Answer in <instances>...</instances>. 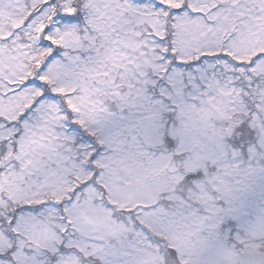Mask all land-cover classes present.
Returning <instances> with one entry per match:
<instances>
[{"label": "snow or ice", "instance_id": "snow-or-ice-1", "mask_svg": "<svg viewBox=\"0 0 264 264\" xmlns=\"http://www.w3.org/2000/svg\"><path fill=\"white\" fill-rule=\"evenodd\" d=\"M261 222L264 0H0V264H264Z\"/></svg>", "mask_w": 264, "mask_h": 264}, {"label": "rangeland", "instance_id": "rangeland-1", "mask_svg": "<svg viewBox=\"0 0 264 264\" xmlns=\"http://www.w3.org/2000/svg\"><path fill=\"white\" fill-rule=\"evenodd\" d=\"M114 195H120L124 198H132L133 196L139 195L148 199L149 202L153 199L150 192L147 190L141 193H125L122 190L115 189ZM146 221L154 225L155 228L160 229L164 232L170 233L171 239L175 240L178 244H187L188 242V228L187 225L181 222H173L171 220H165L159 214H149L145 217ZM96 226L98 230H103L111 232L113 230V225L107 222L105 217H100L96 221ZM249 235L243 237V239L248 240L251 236L264 235V222L254 225L253 227L246 230ZM145 264H150V261H145Z\"/></svg>", "mask_w": 264, "mask_h": 264}]
</instances>
